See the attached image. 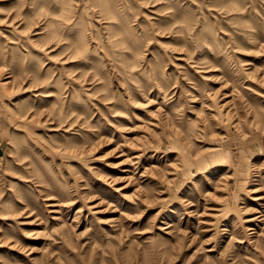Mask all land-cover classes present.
<instances>
[{"label": "rangeland", "instance_id": "1", "mask_svg": "<svg viewBox=\"0 0 264 264\" xmlns=\"http://www.w3.org/2000/svg\"><path fill=\"white\" fill-rule=\"evenodd\" d=\"M0 264H264V0H0Z\"/></svg>", "mask_w": 264, "mask_h": 264}, {"label": "bare ground", "instance_id": "2", "mask_svg": "<svg viewBox=\"0 0 264 264\" xmlns=\"http://www.w3.org/2000/svg\"><path fill=\"white\" fill-rule=\"evenodd\" d=\"M251 230V229H250Z\"/></svg>", "mask_w": 264, "mask_h": 264}]
</instances>
